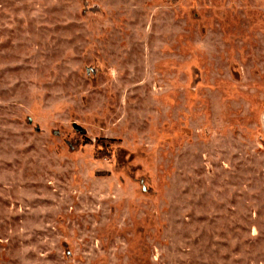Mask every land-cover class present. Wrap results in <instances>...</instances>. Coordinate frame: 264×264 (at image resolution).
I'll use <instances>...</instances> for the list:
<instances>
[{
	"label": "rangeland",
	"instance_id": "rangeland-1",
	"mask_svg": "<svg viewBox=\"0 0 264 264\" xmlns=\"http://www.w3.org/2000/svg\"><path fill=\"white\" fill-rule=\"evenodd\" d=\"M0 264H264V0H0Z\"/></svg>",
	"mask_w": 264,
	"mask_h": 264
}]
</instances>
